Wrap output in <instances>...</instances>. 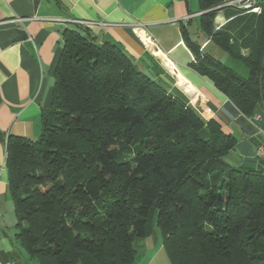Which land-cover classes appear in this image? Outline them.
<instances>
[{
	"label": "trees",
	"instance_id": "1",
	"mask_svg": "<svg viewBox=\"0 0 264 264\" xmlns=\"http://www.w3.org/2000/svg\"><path fill=\"white\" fill-rule=\"evenodd\" d=\"M257 3L252 13L198 0L196 40L180 27L190 66L252 118L264 104ZM219 10L227 21L216 28ZM62 38L39 136L5 140L19 246L37 264H132L134 241L157 227L170 264H264V171L227 160L236 137L141 70L120 43L98 42L87 26Z\"/></svg>",
	"mask_w": 264,
	"mask_h": 264
},
{
	"label": "crops",
	"instance_id": "2",
	"mask_svg": "<svg viewBox=\"0 0 264 264\" xmlns=\"http://www.w3.org/2000/svg\"><path fill=\"white\" fill-rule=\"evenodd\" d=\"M201 13L198 0H0L1 264H18L23 258L15 239L16 216L8 190L5 140L10 135L29 139L39 136L40 113L51 103L54 67L66 29L87 26L98 42L120 43L141 70L173 95H181L205 120H216L223 131L236 137V146L226 157L233 166L264 171V164L254 156L256 148L264 145V104L258 120L246 117L208 77L190 66L192 53L180 27L184 25L196 40ZM226 21L219 10L214 25L218 28ZM199 41L203 51L221 61H232L233 65H227L237 73L242 67L247 73L239 60L223 50L220 53L210 40ZM160 51L174 63L173 73L158 60ZM140 240L132 264H170L159 232L153 230Z\"/></svg>",
	"mask_w": 264,
	"mask_h": 264
},
{
	"label": "built area",
	"instance_id": "3",
	"mask_svg": "<svg viewBox=\"0 0 264 264\" xmlns=\"http://www.w3.org/2000/svg\"><path fill=\"white\" fill-rule=\"evenodd\" d=\"M224 5L233 6L238 9H244L252 13H259L261 11V7L257 3V0H228V1H225ZM80 23L87 24V25L91 24L89 22H84V21H81ZM152 44L156 46V41L154 39H152ZM158 53L159 54L157 55V58L160 59V63L162 64V66L168 72L173 73L176 70L174 63L162 51ZM253 119L258 120L259 116L256 115L253 117ZM254 156L256 157V159H258L264 164V145H259L256 148Z\"/></svg>",
	"mask_w": 264,
	"mask_h": 264
},
{
	"label": "rangeland",
	"instance_id": "4",
	"mask_svg": "<svg viewBox=\"0 0 264 264\" xmlns=\"http://www.w3.org/2000/svg\"><path fill=\"white\" fill-rule=\"evenodd\" d=\"M219 52L220 53L221 52L223 53L222 50H219ZM158 60L160 61V59H158ZM223 62L226 63V64H229L230 63L231 65H233V62L232 61H229V60H226V59H224ZM241 69H243V70L241 71ZM241 69L238 71V74H240V75H246V73L244 71V68L242 67ZM154 231L155 232H159V230H158L157 227H154ZM140 241H141L140 239H137V240L134 241L133 245H134L135 248L138 247V244L140 243ZM18 248L20 249V251H21V253L23 255V258L19 260L18 264H37L36 261H35V259L30 258L23 248H21L20 246H18Z\"/></svg>",
	"mask_w": 264,
	"mask_h": 264
}]
</instances>
